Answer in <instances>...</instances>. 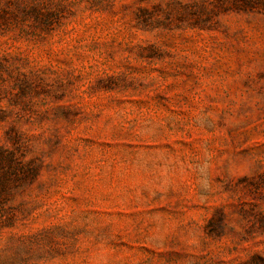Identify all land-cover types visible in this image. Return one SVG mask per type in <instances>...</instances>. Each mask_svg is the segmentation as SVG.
I'll list each match as a JSON object with an SVG mask.
<instances>
[{
  "label": "rangeland",
  "instance_id": "374dc122",
  "mask_svg": "<svg viewBox=\"0 0 264 264\" xmlns=\"http://www.w3.org/2000/svg\"><path fill=\"white\" fill-rule=\"evenodd\" d=\"M192 1L0 0V264H264V10Z\"/></svg>",
  "mask_w": 264,
  "mask_h": 264
},
{
  "label": "trees",
  "instance_id": "16d2710c",
  "mask_svg": "<svg viewBox=\"0 0 264 264\" xmlns=\"http://www.w3.org/2000/svg\"><path fill=\"white\" fill-rule=\"evenodd\" d=\"M256 8L264 10V0H195L191 3H188V5H186L185 7H182L181 9L183 10V12L181 11V9H178L177 15L173 16V14H171L168 22L172 23L175 20H181V17H183V15H186L191 27L205 29L207 27H211L212 23L215 22L217 16L221 12L230 10L246 12L252 11ZM138 24L148 26L150 23L147 19L139 15ZM0 158L2 160L4 158V160L7 159V157H3L2 155H0ZM17 168H19L20 170V167Z\"/></svg>",
  "mask_w": 264,
  "mask_h": 264
}]
</instances>
